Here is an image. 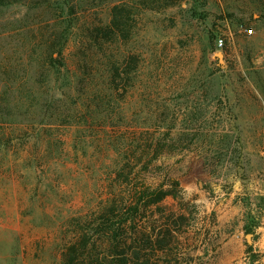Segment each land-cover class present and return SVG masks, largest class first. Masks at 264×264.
<instances>
[{
    "label": "rangeland",
    "instance_id": "374dc122",
    "mask_svg": "<svg viewBox=\"0 0 264 264\" xmlns=\"http://www.w3.org/2000/svg\"><path fill=\"white\" fill-rule=\"evenodd\" d=\"M61 26L55 72L45 56ZM123 167L133 184L180 182L146 213L179 237L163 263L264 255V0L0 5V264H60L113 196L128 198Z\"/></svg>",
    "mask_w": 264,
    "mask_h": 264
},
{
    "label": "trees",
    "instance_id": "16d2710c",
    "mask_svg": "<svg viewBox=\"0 0 264 264\" xmlns=\"http://www.w3.org/2000/svg\"><path fill=\"white\" fill-rule=\"evenodd\" d=\"M8 2L9 0H0V5ZM69 27H56L55 34L48 41L44 66L55 72L66 67L65 49L69 41ZM155 141L160 146L167 140L154 136L150 140L152 146ZM160 152L161 149L152 148L142 155L151 154L156 159ZM135 153L128 155V163L135 159ZM134 169L123 167L117 174L127 178L131 187L128 198L117 199V196H113L95 220L92 223L87 222L80 234V240L64 248L60 264H165L160 260V255L165 254L166 249L168 255L175 254L173 245L167 247L169 242L176 244L178 241L176 230L169 224L152 227L146 213L154 206L161 209V203L169 196L178 198L180 182L171 177L168 183L162 181L154 185L144 182L133 184L131 180L138 177ZM183 217L180 215V218ZM158 222L159 218L156 219V224ZM247 232H252V229H247ZM247 260V264H264V255L257 252L253 245H248ZM171 262L170 260L166 263L172 264Z\"/></svg>",
    "mask_w": 264,
    "mask_h": 264
},
{
    "label": "built area",
    "instance_id": "2783aa9c",
    "mask_svg": "<svg viewBox=\"0 0 264 264\" xmlns=\"http://www.w3.org/2000/svg\"><path fill=\"white\" fill-rule=\"evenodd\" d=\"M248 32H249V33H252L253 30L250 29V30H248ZM224 44H225V38H224L223 36L219 35V36L217 37V45H218L219 47H223Z\"/></svg>",
    "mask_w": 264,
    "mask_h": 264
},
{
    "label": "water",
    "instance_id": "95a60500",
    "mask_svg": "<svg viewBox=\"0 0 264 264\" xmlns=\"http://www.w3.org/2000/svg\"><path fill=\"white\" fill-rule=\"evenodd\" d=\"M251 234H249L248 236H247V238H248V240H251Z\"/></svg>",
    "mask_w": 264,
    "mask_h": 264
},
{
    "label": "bare ground",
    "instance_id": "6f19581e",
    "mask_svg": "<svg viewBox=\"0 0 264 264\" xmlns=\"http://www.w3.org/2000/svg\"><path fill=\"white\" fill-rule=\"evenodd\" d=\"M220 56H221V54H220Z\"/></svg>",
    "mask_w": 264,
    "mask_h": 264
}]
</instances>
